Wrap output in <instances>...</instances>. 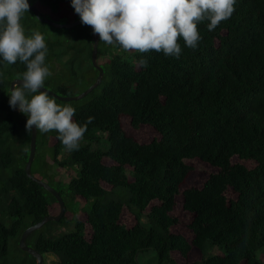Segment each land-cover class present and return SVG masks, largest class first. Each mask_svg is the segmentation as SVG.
Returning a JSON list of instances; mask_svg holds the SVG:
<instances>
[{"label": "trees", "instance_id": "obj_1", "mask_svg": "<svg viewBox=\"0 0 264 264\" xmlns=\"http://www.w3.org/2000/svg\"><path fill=\"white\" fill-rule=\"evenodd\" d=\"M29 3L57 23L80 19L70 0ZM234 7L214 31L198 25L197 49L180 39V59L99 41L102 83L78 102L56 100L73 106L80 124L94 118L78 150L67 151L55 131L37 132L31 173L42 180L43 171L66 206L59 222L27 238L44 264H139L147 252L158 264L264 258V0ZM21 23L47 43L45 88L76 96L96 81L91 26L57 30L31 11ZM24 71L0 63V264H37L20 237L60 211L24 171L27 117L8 104ZM55 166L64 172L53 175Z\"/></svg>", "mask_w": 264, "mask_h": 264}, {"label": "clouds", "instance_id": "obj_2", "mask_svg": "<svg viewBox=\"0 0 264 264\" xmlns=\"http://www.w3.org/2000/svg\"><path fill=\"white\" fill-rule=\"evenodd\" d=\"M237 0H70L82 25L91 26L99 41L123 49L125 52L155 51L166 57L180 59L182 47L197 49L202 36L198 25L207 22V30L214 31L229 19ZM29 0H0V63L26 66L22 78L12 85L8 95L9 107L27 117L25 130L48 133L55 131L57 139L67 151L78 150L87 125L73 117L75 108L61 106L45 88V80L52 75L46 64L48 46L44 36L33 31L26 35L22 18L29 13ZM147 67V59L138 61ZM43 89V90H42Z\"/></svg>", "mask_w": 264, "mask_h": 264}, {"label": "water", "instance_id": "obj_3", "mask_svg": "<svg viewBox=\"0 0 264 264\" xmlns=\"http://www.w3.org/2000/svg\"><path fill=\"white\" fill-rule=\"evenodd\" d=\"M33 15L42 23L48 25L51 28L60 30V29H72L76 26L81 25L80 19L67 23V24H62V23H57L52 21L51 19L47 18L44 14H42L36 7L30 4V10ZM92 55H91V62L92 66L97 70L98 76L96 81L89 87L87 88L84 92H82L79 95L76 96H61L58 95L57 93L53 92L52 90H49L47 88H44L51 96L55 97L56 100L60 102H78L80 100H83L85 97H87L90 93H92L98 86L102 83L103 78H104V70L103 68L98 64V47H99V37L98 35H94L92 32ZM19 79H15L11 85H10V90L12 88V85L17 82ZM43 90V89H42ZM36 141H37V132L34 130L33 134L31 135L30 138V151H29V156L28 160L25 165V174L26 176L31 179L34 183H36L38 186H40L42 189L50 193L58 202L60 206V211L58 215L56 216H46L43 218L40 222L30 226L27 228L21 235L20 240H19V248L22 252H25L32 257L36 259L37 264H44V259L43 256L37 252L35 249L31 248L30 246L27 245V238L35 231L41 229L45 224L48 222H59L62 217L65 214L66 211V206L61 198V195L59 192H57L53 187H51L49 184L46 182L36 178L35 176L32 175L31 173V167L35 158L36 154Z\"/></svg>", "mask_w": 264, "mask_h": 264}, {"label": "rangeland", "instance_id": "obj_4", "mask_svg": "<svg viewBox=\"0 0 264 264\" xmlns=\"http://www.w3.org/2000/svg\"><path fill=\"white\" fill-rule=\"evenodd\" d=\"M136 52L135 50L133 51H128V52H125L127 54H131V53H134ZM47 162L48 163H52L51 159H50V155H47ZM64 172L63 170L59 169L57 166L54 167L53 171H51L53 173V175H58L59 172ZM36 175L41 178L42 180L44 181H47L44 177H43V171H36ZM87 210L90 208V206L86 207ZM213 252V251H212ZM209 249L208 250H205V255H210L209 253L213 254ZM259 257V264H264V258L262 256H258ZM49 259H51V257H49ZM138 262L139 264H158L157 262V257L156 255L153 253V252H147L145 255H142V256H139L138 258Z\"/></svg>", "mask_w": 264, "mask_h": 264}]
</instances>
